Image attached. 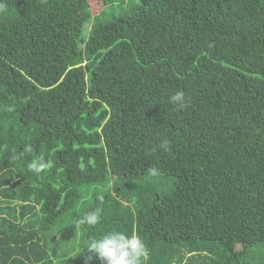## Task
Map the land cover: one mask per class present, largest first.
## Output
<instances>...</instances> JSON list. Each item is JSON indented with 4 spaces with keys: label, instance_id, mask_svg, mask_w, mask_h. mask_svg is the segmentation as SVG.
<instances>
[{
    "label": "trees",
    "instance_id": "obj_1",
    "mask_svg": "<svg viewBox=\"0 0 264 264\" xmlns=\"http://www.w3.org/2000/svg\"><path fill=\"white\" fill-rule=\"evenodd\" d=\"M123 1L0 0V264H264V0Z\"/></svg>",
    "mask_w": 264,
    "mask_h": 264
},
{
    "label": "clouds",
    "instance_id": "obj_2",
    "mask_svg": "<svg viewBox=\"0 0 264 264\" xmlns=\"http://www.w3.org/2000/svg\"><path fill=\"white\" fill-rule=\"evenodd\" d=\"M169 101L179 109H186L190 104V101L186 99L182 91L171 94ZM158 147L164 152H171V145L168 140L162 141ZM49 167H51V164L43 158L34 159L28 164V170L36 174L43 172ZM149 172L152 175H156L158 169L151 167ZM97 199L103 201V196H98ZM101 215L102 209L96 207L78 219V226L94 227L100 223ZM85 252L88 260H92L95 257L101 261V264H146L149 256L144 241L138 235L127 234L119 230L107 232L99 239L90 240Z\"/></svg>",
    "mask_w": 264,
    "mask_h": 264
},
{
    "label": "rangeland",
    "instance_id": "obj_3",
    "mask_svg": "<svg viewBox=\"0 0 264 264\" xmlns=\"http://www.w3.org/2000/svg\"><path fill=\"white\" fill-rule=\"evenodd\" d=\"M136 1H138V0H124L123 2H121V3H119L118 5H116V7H117V9H114L115 11H113L114 13H118L119 11L121 12V11H123V9H126L128 6H131V5H133V4H135V2ZM88 30L87 29H85V26H84V28L82 29V35L83 36H86V35H88V32H87ZM90 196H91V193L85 198V199H89L90 198ZM86 203V201H84V204ZM64 219L68 222H74L75 223V220L76 219H74V218H71V217H69L68 218V216L67 215H65L64 216ZM75 229H76V231H77V234L79 233V227H78V225L76 224V227H75ZM51 232H54L55 233V230L53 229V230H51ZM264 253V252H263ZM243 256H245V258L246 259H250V262H255V263H257V262H259V259L261 258L260 256H261V254H259L258 252H256L255 250H252L251 249V251L250 252H248V253H245V254H243ZM63 264H75L74 262H72V261H64L63 262Z\"/></svg>",
    "mask_w": 264,
    "mask_h": 264
}]
</instances>
